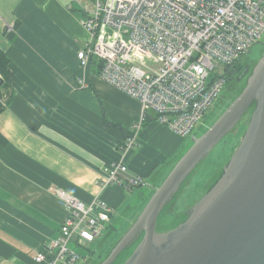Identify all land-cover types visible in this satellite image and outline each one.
<instances>
[{
	"label": "crops",
	"instance_id": "crops-1",
	"mask_svg": "<svg viewBox=\"0 0 264 264\" xmlns=\"http://www.w3.org/2000/svg\"><path fill=\"white\" fill-rule=\"evenodd\" d=\"M84 1L0 0V51L12 72L0 112V264H37L36 252L57 236L65 210L53 188L85 203L98 196L112 209L106 229L116 230L146 203L182 147V137L146 120L124 174L143 185L100 189L140 103L79 67L76 52L89 39Z\"/></svg>",
	"mask_w": 264,
	"mask_h": 264
},
{
	"label": "built area",
	"instance_id": "built-area-1",
	"mask_svg": "<svg viewBox=\"0 0 264 264\" xmlns=\"http://www.w3.org/2000/svg\"><path fill=\"white\" fill-rule=\"evenodd\" d=\"M82 9L89 39L76 52L79 67L90 73L92 61H99L97 77L140 103L121 157L107 165L100 189L132 188L143 179L125 177L126 158L139 143L144 122L153 119L180 137L190 135L230 69L262 39L264 0H88ZM79 83L84 86V79ZM52 191L65 217L34 260L76 264L80 255L69 243L92 252L112 209L98 196L85 203L61 188Z\"/></svg>",
	"mask_w": 264,
	"mask_h": 264
},
{
	"label": "water",
	"instance_id": "water-1",
	"mask_svg": "<svg viewBox=\"0 0 264 264\" xmlns=\"http://www.w3.org/2000/svg\"><path fill=\"white\" fill-rule=\"evenodd\" d=\"M247 112L239 143L214 183L185 210L182 221L157 230L164 208ZM152 190L97 264H113L130 248L121 264H264V52L240 92L203 133L191 135V145Z\"/></svg>",
	"mask_w": 264,
	"mask_h": 264
},
{
	"label": "rangeland",
	"instance_id": "rangeland-1",
	"mask_svg": "<svg viewBox=\"0 0 264 264\" xmlns=\"http://www.w3.org/2000/svg\"><path fill=\"white\" fill-rule=\"evenodd\" d=\"M263 52L264 35L261 40L253 44L251 50L244 56L242 60L244 62L246 60L256 62L262 56ZM242 87L243 86H241L240 89ZM223 88L224 86L222 87L219 96L215 98L213 102L205 109L204 116L195 124L190 135L181 138L182 147L178 155L182 152L184 153L191 145V135H200L203 133L232 101H227L225 104L222 103L221 96L223 94ZM248 117L249 113L244 115L235 128L226 134V136L213 148L209 155L202 162H200L195 170L190 174L170 205H167L168 207L166 206L167 208L164 210V212H161L159 215L156 227L157 230L164 231L172 228L182 218V211L195 203L205 193V190L208 186H210L213 178L218 174L220 169L223 167L229 156L233 153L234 149L238 145L241 135L247 124ZM178 155L176 157H178ZM167 173H169V171H167ZM141 202L139 203L138 207H136L134 211L128 215L127 221L115 223L114 227L117 228V233H113L114 229H106L105 232H103L102 235L96 239L92 252H89L85 248L76 246L74 243L70 242L68 245L69 248L73 249L80 255V258L77 260L76 264H97V262L106 255L112 245L117 241L120 234L125 232L134 219L140 214L146 204L145 203L142 207H140ZM115 217H117V214H115ZM109 222L114 224V222L111 220ZM125 251L126 252L124 253L126 255L123 256L116 264L120 263L123 258L125 259L129 255L131 248L126 249Z\"/></svg>",
	"mask_w": 264,
	"mask_h": 264
},
{
	"label": "trees",
	"instance_id": "trees-1",
	"mask_svg": "<svg viewBox=\"0 0 264 264\" xmlns=\"http://www.w3.org/2000/svg\"><path fill=\"white\" fill-rule=\"evenodd\" d=\"M7 34V36L11 39V40H13L14 39V34L13 33H10V32H7L6 33ZM254 63V62H253ZM253 63H252V65H253ZM100 62L99 61H96V60H93L92 61V66H91V72H94V73H97L98 72V69H99V67H100ZM242 64H243V60H241L240 62H237L236 63V65L235 66H238V67H242ZM251 71V70H250ZM11 79H12V72H11V70H10V68H9V59H8V57L3 53V52H1L0 51V81L2 82V84L0 85V88H5V90H4V92L3 93H5L6 94V96H7V98H6V96H5V103L3 104L2 103V101H1V97L3 96V93H0V112L3 110V108H4V106L3 105H5V104H7V102H9V99H10V96H9V90H8V88H9V86H10V83H11ZM245 85V81L243 82V84H242V86H244ZM242 89V88H241ZM240 89V90H241ZM240 90L235 94V95H237L239 92H240ZM235 97V96H234ZM230 157V156H229ZM229 159V158H228ZM222 169V168H221ZM221 169H220V171L218 172V174L213 178V180H212V182L210 183V186L214 183V181L217 179V177L219 176V174H220V172H221ZM210 186H208L207 187V189L210 187ZM207 189L205 190V191H207ZM170 205V204H169ZM168 205V206H169ZM191 205V204H190ZM167 206V207H168ZM167 207H165L164 208V210L167 208ZM189 207H187V208H185L184 209V211H182L183 212V214H184V212H185V210L186 209H188ZM164 210L162 211V212H164ZM182 214V218L180 219V221H182L183 219H184V215ZM179 221V222H180ZM178 222V223H179ZM177 224V223H176ZM175 224V225H176ZM174 225V226H175ZM173 226V227H174ZM124 259H122V261H123ZM122 261L120 262V263H118V264H121L122 263Z\"/></svg>",
	"mask_w": 264,
	"mask_h": 264
},
{
	"label": "flooded vegetation",
	"instance_id": "flooded-vegetation-1",
	"mask_svg": "<svg viewBox=\"0 0 264 264\" xmlns=\"http://www.w3.org/2000/svg\"><path fill=\"white\" fill-rule=\"evenodd\" d=\"M252 63L253 61L246 60L245 62L243 61L242 67L235 66L230 69V72L227 76V80L223 88V94L221 96V101L223 104H225L227 101L232 100L233 96L240 89L243 82L246 80L248 74L250 73ZM248 113L249 112H247L245 115H247ZM113 233H117V229L114 230ZM125 255V253L123 255H120L117 261L113 264H116Z\"/></svg>",
	"mask_w": 264,
	"mask_h": 264
},
{
	"label": "bare ground",
	"instance_id": "bare-ground-1",
	"mask_svg": "<svg viewBox=\"0 0 264 264\" xmlns=\"http://www.w3.org/2000/svg\"><path fill=\"white\" fill-rule=\"evenodd\" d=\"M246 81V80H245Z\"/></svg>",
	"mask_w": 264,
	"mask_h": 264
}]
</instances>
